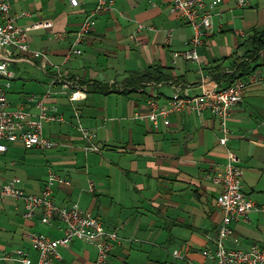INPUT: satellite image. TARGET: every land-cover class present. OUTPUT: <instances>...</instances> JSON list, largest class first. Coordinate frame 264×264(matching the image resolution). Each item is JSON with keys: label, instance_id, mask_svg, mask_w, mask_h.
<instances>
[{"label": "crops", "instance_id": "obj_1", "mask_svg": "<svg viewBox=\"0 0 264 264\" xmlns=\"http://www.w3.org/2000/svg\"><path fill=\"white\" fill-rule=\"evenodd\" d=\"M10 2L16 13L30 12L18 19L21 27L42 19L53 22L51 29L29 33L30 50L44 52V58L14 51L10 106L35 114L31 98H43L65 121L44 124L43 135L54 142L46 150L9 143L0 156V183L16 181L27 192L39 193L50 171L64 177L67 183L53 189L56 203L78 202L99 216L107 231L120 227L106 264H217L202 254L214 248L209 237L216 236L223 218L216 205L219 188L211 176L223 168L226 151L232 149L243 170V189L257 209L232 223L239 243L230 239L228 246L247 250L264 245V50L248 59L261 80L247 88L232 110L227 146L219 143L218 120L209 110L173 113L167 121L160 116L158 128L148 117L149 100L166 106L176 85L200 94L208 77L221 88L229 84L227 74L251 49L248 38L264 29V0H251L244 8L223 0L213 10L214 30L199 47L198 61L173 57L174 51L187 48L191 28L168 0H112V10L97 15L82 53L68 61L65 54L76 31L98 0H79L78 6L70 0ZM169 30L173 34L166 43ZM58 32L66 33L65 38L56 39ZM58 70L87 86V98L74 104L83 125L95 131L100 153L85 151L73 104L61 82L54 81ZM149 71L165 78L135 83L133 78ZM23 211L22 200L0 197V252L30 249L22 237L29 230L53 238L63 235L58 220L46 225L40 213L27 220ZM175 250L184 257H175ZM59 251L61 258L53 264H96L98 251L92 243L75 239ZM31 255L36 261L32 249Z\"/></svg>", "mask_w": 264, "mask_h": 264}, {"label": "built area", "instance_id": "obj_2", "mask_svg": "<svg viewBox=\"0 0 264 264\" xmlns=\"http://www.w3.org/2000/svg\"><path fill=\"white\" fill-rule=\"evenodd\" d=\"M174 10L179 12L191 28V37L188 46L173 52L175 59L185 61H198L200 59L199 47L204 45L207 38L214 30L213 10L223 0H168ZM240 8L251 4V0H235ZM71 5L78 6L79 0H70ZM112 0H98L96 8L80 23L75 39L65 54L68 61L73 55L82 53L81 44L95 29L96 18L99 13L112 10ZM30 12L13 11L10 0H0V156L9 150V143L21 141L27 149L46 150L54 142L43 135L46 122L65 121L62 115L57 114V107L48 105L43 98L31 99L35 101L38 112L30 113L24 107L11 108L8 92L12 87L15 72L11 68L14 51L30 53L35 57H45L42 51H31L29 46V33L39 28H53V22L42 19L29 26H19L18 19L28 16ZM143 25H139L142 29ZM172 31L167 33L166 43H170ZM66 33H55L56 39L65 38ZM42 67L46 66L42 62ZM62 84L63 92L68 95L73 104V113L76 126L86 142V152H101L93 129L85 127L80 118V111L74 104L87 98V86L80 85L78 78H70L58 70L54 81ZM261 77L253 72L236 79L233 83L219 87L215 80L208 77L202 84L200 94H191L182 85H176L174 92L166 106H161L157 99L149 100L148 117L158 128L159 117L164 120L173 113L195 112L202 114L209 110L218 120L221 136L219 143L227 146L229 139V118L232 110L239 105L246 94L247 88L258 83ZM227 161L223 168L211 176L212 182L219 188L216 205L222 212L223 218L216 236L209 237L214 243V248H205L202 254L217 264H264V245L253 244L244 250L228 246V241L233 239L239 243V237L232 226L234 221L248 218L250 212L257 209L255 201L244 191L242 184L243 170L239 164V157L232 149L226 151ZM67 181L55 171H50L45 185L39 193L27 192L17 185L16 181L0 183V197L10 196L23 202V217L32 220L40 213L43 224L52 225L54 220L59 221V228L63 235L58 238L50 237L44 233L26 231L23 240L28 242L30 249L19 247L10 251L0 252V264H9L12 260L19 264H53L54 259L61 258L59 249L69 247L75 239L94 244L97 247L96 264H106L107 256L116 241L120 239L118 229L107 231L102 219L90 211L81 208L78 202L71 204H58L53 198V189L56 184ZM94 182L90 181L89 189H94ZM264 212V206L260 208ZM31 249L37 254L34 261ZM173 255L183 258L184 255L175 250Z\"/></svg>", "mask_w": 264, "mask_h": 264}, {"label": "trees", "instance_id": "obj_3", "mask_svg": "<svg viewBox=\"0 0 264 264\" xmlns=\"http://www.w3.org/2000/svg\"><path fill=\"white\" fill-rule=\"evenodd\" d=\"M248 41L251 44V49L247 53V57L244 58L237 66L236 70L227 74L228 80L230 81L229 84L233 83L236 79L243 77L254 71L255 68L251 66L250 60L248 59L256 58L259 55V53L264 50V29L255 31L248 38ZM164 78H165L164 75L156 76L152 71H149L144 74H138L137 77L133 79L135 80V83L137 82L147 83L152 80L159 82ZM106 91L107 90H104L103 92Z\"/></svg>", "mask_w": 264, "mask_h": 264}]
</instances>
